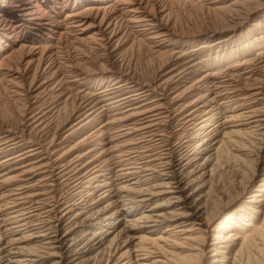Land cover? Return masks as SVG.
I'll use <instances>...</instances> for the list:
<instances>
[{
    "label": "bare ground",
    "instance_id": "1",
    "mask_svg": "<svg viewBox=\"0 0 264 264\" xmlns=\"http://www.w3.org/2000/svg\"><path fill=\"white\" fill-rule=\"evenodd\" d=\"M0 264H264V0H0Z\"/></svg>",
    "mask_w": 264,
    "mask_h": 264
}]
</instances>
